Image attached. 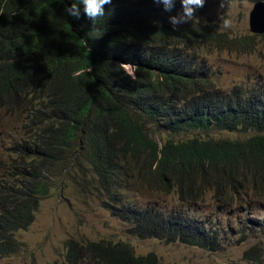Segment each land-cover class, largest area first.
I'll return each instance as SVG.
<instances>
[{
  "label": "trees",
  "instance_id": "obj_1",
  "mask_svg": "<svg viewBox=\"0 0 264 264\" xmlns=\"http://www.w3.org/2000/svg\"><path fill=\"white\" fill-rule=\"evenodd\" d=\"M74 2L0 0V111L17 117L22 133L16 170L0 189V260L18 252L16 232L34 221L57 176L96 194L140 239L219 251L218 219L209 224L193 209L262 226L249 215L264 211V90L224 94L195 56L189 60L225 40L214 19L173 31L169 17L183 12L181 0L170 11L155 0H113L95 21L83 5L79 19L68 16ZM190 129L257 134L158 139ZM133 179L175 194L187 207L166 213L123 202ZM62 264L160 261L155 253L137 256L125 242L71 239Z\"/></svg>",
  "mask_w": 264,
  "mask_h": 264
},
{
  "label": "rangeland",
  "instance_id": "obj_2",
  "mask_svg": "<svg viewBox=\"0 0 264 264\" xmlns=\"http://www.w3.org/2000/svg\"><path fill=\"white\" fill-rule=\"evenodd\" d=\"M251 0H208L199 8L194 21L205 24L208 18L214 19L225 40L219 44H207L195 56L197 67H203L215 89L224 94H243L253 88L264 90V34H255L250 30V13L256 3ZM220 17L232 21L229 29L220 26ZM264 23V21H262ZM238 40V42H237ZM245 43V44H244ZM243 46V47H242ZM190 129L177 134L161 133L158 139L187 140L192 138L243 140L257 134L256 131H202ZM264 134V131L261 132ZM21 122L15 116H7L0 111V189L6 177L16 170L18 163L12 160L18 157L16 142L21 138ZM186 134V135H185ZM180 135V136H179ZM52 177L51 193L41 200L34 221L26 230L16 232L21 242L17 253L6 256L0 264H62L66 253V243L74 239L79 242L107 240L113 243L130 244L137 256L155 253L160 264H236L243 263L248 254L247 264H264V211L255 210L258 216L251 220L262 226L250 228L239 221L228 219L229 214L221 212H197L190 210L201 219L217 218L218 227L224 237L222 247L217 252H209L182 243L166 244L156 238L140 239L128 233L126 225L113 216L102 205L101 198L85 191L70 178ZM64 179V180H63ZM122 201H129L141 207L154 205L170 212L180 208L175 194L158 191L140 180L133 179L123 191ZM208 202V200H207ZM245 218L242 216V219ZM248 226V225H246ZM226 230V232H225ZM258 230V231H257Z\"/></svg>",
  "mask_w": 264,
  "mask_h": 264
},
{
  "label": "clouds",
  "instance_id": "obj_3",
  "mask_svg": "<svg viewBox=\"0 0 264 264\" xmlns=\"http://www.w3.org/2000/svg\"><path fill=\"white\" fill-rule=\"evenodd\" d=\"M113 0H79V4L72 3L71 7H66L65 12L68 16L79 19L81 16V7L83 5V13L91 21L105 15V6L111 5ZM156 3H163L165 9L170 11L173 7L174 0H155ZM183 12L179 15L169 17V23L172 25L173 31L178 30L181 25L193 22L196 17V9L203 8L205 0H181ZM220 26L223 29H229L232 21L225 17H220Z\"/></svg>",
  "mask_w": 264,
  "mask_h": 264
},
{
  "label": "water",
  "instance_id": "obj_4",
  "mask_svg": "<svg viewBox=\"0 0 264 264\" xmlns=\"http://www.w3.org/2000/svg\"><path fill=\"white\" fill-rule=\"evenodd\" d=\"M264 3H256L250 13V30L255 34H264Z\"/></svg>",
  "mask_w": 264,
  "mask_h": 264
},
{
  "label": "bare ground",
  "instance_id": "obj_5",
  "mask_svg": "<svg viewBox=\"0 0 264 264\" xmlns=\"http://www.w3.org/2000/svg\"><path fill=\"white\" fill-rule=\"evenodd\" d=\"M262 1V0H261ZM257 2V1H256ZM259 35V34H258ZM237 42H238V40H237ZM245 44V43H244ZM243 47V46H242ZM173 83H174V81H173ZM184 84V83H183ZM184 89V88H183ZM194 89V88H193ZM186 90H188V89H186ZM249 92V91H248ZM184 93V92H183ZM186 94V93H185ZM185 96V95H184ZM203 131V130H202ZM165 133V132H164ZM178 135V134H177ZM186 135V134H185ZM180 136V135H179ZM206 139V138H205ZM246 173V172H245ZM241 174V173H240ZM249 174V173H248ZM243 175V174H242ZM245 175V174H244ZM253 176V175H252ZM259 178V177H258ZM237 179V178H236ZM240 179V178H239ZM242 179H244V178H242ZM253 179V178H252ZM240 181V180H239ZM119 183V182H118ZM115 187V186H114ZM115 189V188H114ZM111 193V192H110ZM222 197V196H221ZM195 200V199H194ZM242 202V201H241ZM212 203V202H211ZM228 204V203H227ZM173 213V212H172ZM258 231V230H257ZM194 243V242H193ZM192 247V246H191Z\"/></svg>",
  "mask_w": 264,
  "mask_h": 264
}]
</instances>
